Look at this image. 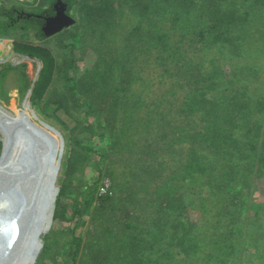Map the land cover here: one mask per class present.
<instances>
[{"label":"trees","instance_id":"obj_1","mask_svg":"<svg viewBox=\"0 0 264 264\" xmlns=\"http://www.w3.org/2000/svg\"><path fill=\"white\" fill-rule=\"evenodd\" d=\"M103 1L106 4L101 3V0H95L94 4H91L88 0L82 1L78 5V11L81 9L79 14L80 12H85L87 19L90 16L89 12L92 16L97 15L99 20H95L93 26L96 28L101 26L102 30L112 25H120L119 22L123 23L128 18H135L136 21L129 19V31L132 30L133 35L138 37L142 32L151 31V39L153 41H161L160 45L156 47L157 44H142L141 39L137 38L138 41L129 46L130 53L127 56L137 51L142 54H148L151 57L159 49L178 53L183 51L198 52L201 49L203 58L200 60L197 74L190 81L189 89H193L192 95L187 96L185 99L180 97L177 105L168 99L159 97L149 102V112H154L157 115L162 112L160 114H164L163 118L165 120V113L168 111L167 114H171V116H168V123L163 126L164 132L160 136L161 141H166L167 138L168 140L162 145L161 149H159L155 141L150 142L151 144L149 143L150 156L153 159V163H155L153 167L157 168L155 167L156 155L163 154V150L168 151V158L174 162L173 156L176 151L170 149V145L167 143H176L177 147L185 150V145L193 139L192 157H187L186 151L181 154V157L178 153V157H180L179 161H177L178 173L169 177L172 179L168 182V184L172 183L171 185L175 186L174 190L171 191L172 197L170 194L164 198L162 194H157L155 197L160 201V208L157 213V215H161L160 222H163L164 217L167 215L168 219H172L170 224L165 222L154 226L148 225L146 229L140 230V233L135 237L129 235L133 228L129 222L125 223L126 229L123 230L122 226L116 221V215L111 214L116 210V206L120 209L122 206H129V199L120 203V199H115L114 196L98 197L96 188L93 189L88 184H83L82 191L76 192L70 183L65 186L61 185L58 195L60 200L63 198L72 199L75 197L73 192L77 195L72 204L73 216L70 220L71 224L74 222V227L80 224L79 220L85 216V212L93 213L89 222L91 227L87 233V241L82 243V236L77 233L78 227L70 229L73 234L72 243H74L75 250L71 252V256L65 249L63 250L61 257L64 263L76 264L79 253L82 250L83 254L85 248L84 257L90 261L93 260L95 255H102L103 261H101V264L106 263L114 256L118 260L121 255L126 260V264H135L136 261H139L137 262L138 264H173L172 262L177 260V256L182 254L183 257L186 255L185 257L189 259L190 263L195 264L193 256L196 252L191 250L190 246L189 250L188 245L193 240L194 245L196 247L199 246L202 233L208 234L212 230V234L215 233L217 235L216 227L222 225V223L234 228V231L229 233L228 236H235L233 240L241 248V257L244 255V249L249 245L255 242L263 245L264 229L261 222L263 221L262 216H264V205L252 203V193L254 187L259 183L258 180L264 178V114L258 113L257 116H249L250 121L247 127L239 125L240 131H236L235 135H242V137H245L244 140L237 139L233 142H228L229 147H225V144L227 145L226 139L223 143L225 151L233 148L237 152L234 157L239 158L244 168L248 167L249 169H242L240 166L232 165L230 172H218L212 179L210 166L206 163H213V161L211 159L204 161L201 157V151H196L195 148L197 142L202 140V138H205L207 146H210L214 141L212 133L210 131L206 133L205 123L209 125L207 129L211 130L210 125L215 124L216 121L219 126H223L228 120L226 116L220 117V112L211 111L214 105L223 104L219 100L222 96L219 95L213 85H218L224 89L225 95L227 93V96H224L225 98L232 96L235 92L232 90L231 85H240L245 96L234 95L230 101H235L241 105L244 103L245 105L242 107L246 115L248 110L254 107L259 110L264 108V0H165L167 3L166 7L171 6L173 9H164L162 12L158 9L157 0ZM70 2L72 0H67L69 5ZM14 8L9 9L7 21L4 23L0 22V38L9 37L12 34V29L18 27L14 20L19 18L20 14L23 13L22 18L27 17L28 13H24L22 8L16 6ZM1 12L5 13L7 11L3 10ZM35 12L32 16L33 18L37 17V14H43L44 11L40 8ZM166 15H174L175 20L180 25L171 27L165 19L164 21L160 19L161 16ZM37 19L42 20L41 16L37 17ZM79 19L85 24L81 17ZM81 22L74 24L68 29L66 28V31L59 35L60 43L70 38L69 35L66 39H63L66 32L77 34V31L80 30L79 24ZM91 23H89L84 33H87L90 29ZM167 25L170 27L169 31L163 29ZM28 26L30 27V23H28ZM77 40L78 37L74 36L73 41L76 42ZM85 42L88 45L95 44L93 39ZM183 46H185L184 49L182 48ZM21 47L23 46L19 48ZM68 47L73 49L74 44L71 43ZM19 48L17 50L24 52L29 57H37L44 62L40 79L33 88V101L35 104L39 105L38 101L40 99L44 98L49 92L53 93L55 91L53 104H58L59 107H66V109H69L73 104L74 109H81L86 118L93 116V120L87 118L82 128V132L87 130L91 132L87 134L89 138L88 144L86 143L87 145L83 146L84 152L95 158L97 154L103 152L102 149H99L103 145L107 144V148L112 149L114 147L115 149L119 128L114 118L117 113L118 102L110 104V101L128 93H138L134 89L133 82L136 83L141 80L140 78L136 79L134 70L127 69V61L131 63V59L123 57L118 70V73H122L123 77L119 81L102 77L103 74L112 75V70L108 68V65L105 68L101 65V61L104 58L94 64L93 70L76 79V77L69 78L68 73L64 71V65L71 67L73 62H66L64 65L56 64L52 53L41 46L28 45L25 49ZM215 50L216 60L214 57ZM87 51L89 53L92 52L90 49ZM98 54H101L100 51H98ZM208 58H210L208 62L212 70L210 77L202 73ZM217 58L230 61L231 64L225 61L220 63ZM183 63L184 58L180 55L176 62L179 70ZM215 65L218 71L216 76L218 75L219 77L216 80L214 79L215 72L213 71ZM10 70H18L22 77L23 90L29 89L30 81L25 72V65L19 69L10 67L1 70L0 83ZM194 72H196V69ZM163 73L167 77L173 76L172 65L169 63L164 64ZM179 73L181 74L182 72ZM227 77H230L228 81L226 80ZM108 87L111 89L110 91H108ZM104 91L107 92L104 93ZM134 98L141 99L140 96ZM46 101L48 100L46 99ZM169 104L171 106H168ZM170 107L174 109H170ZM202 108L207 111L204 117H201L200 112H198ZM152 117V115L149 116V119ZM139 118L140 116L137 115V120L130 124L133 132L139 129ZM196 122L198 130L193 135L192 132L195 128L193 126ZM202 122L205 123L202 124ZM254 126H258L257 131L254 130ZM232 129H234L233 123L229 122V134L227 132L224 137L219 136V139H223L227 135L230 137ZM171 131L173 132L172 136ZM69 137L72 138V134H69ZM217 144L219 147L222 146V143H218V141ZM73 145L72 140L70 143L71 148ZM1 147L2 142L0 141V152ZM42 161L46 163V161ZM86 164L82 163L79 168L73 169L74 174H83L84 168L88 166ZM160 166H158L160 170L157 177L162 176ZM97 168H99L98 165ZM69 175L71 177V172H69ZM245 177L248 178L245 180ZM76 180L78 181L79 177ZM71 181L73 182L74 180L71 178ZM94 203H97V207L93 205ZM163 204L168 206L164 207ZM199 207H207L210 212L212 211L214 225L212 223L211 227V223L208 222L202 229L197 224H192L189 230L184 229V227L182 229L183 232L180 231L176 225H182L184 221H191L190 217H194L190 212L196 213ZM59 209L60 205L57 207V211ZM252 210L255 211L254 214L249 213ZM250 214L256 217L254 229L258 234L253 238L254 242H250V237L244 238L246 226L252 223L249 218ZM203 216L210 215L204 213ZM58 221L59 219L55 217L53 227L58 226ZM195 228H198L199 231L196 232L195 230V233L191 234ZM71 233H69L70 237H72ZM235 238L239 239L236 240ZM213 245L216 246L217 243L214 242ZM59 246L60 243H58V240L56 242L53 237L51 240L46 239L38 256L39 260L37 259L40 264L45 263L46 257L55 254ZM153 251L154 255L150 256L149 253ZM133 252L139 256L132 258L131 255H128ZM214 252L219 254L223 251L217 250ZM56 260V258L53 259L54 262ZM174 264H181V262Z\"/></svg>","mask_w":264,"mask_h":264},{"label":"rangeland","instance_id":"obj_2","mask_svg":"<svg viewBox=\"0 0 264 264\" xmlns=\"http://www.w3.org/2000/svg\"><path fill=\"white\" fill-rule=\"evenodd\" d=\"M58 1L59 0H0L1 23L7 21L9 17V9L14 8V6L20 7L23 9L24 13H28L26 18H22L23 13L19 15V18H15L14 22L18 25V27H14L12 29V34L9 37L0 38V72L1 70L10 67L14 69L23 68L25 65V72L30 81L29 89L23 90L20 72L18 70H10L0 83V113L5 110L9 113L8 116L13 119L24 117L22 123L14 125V127L9 126L11 125L10 122L7 123L6 120L3 121L5 125L7 123L9 127L4 126V128L0 130V141L2 142L1 154L3 150L4 138L8 142V151L6 152L5 158H3V163H0V172L2 170L1 179L6 171L8 173L7 177L9 178L6 180L12 181V175L10 173H12L13 170L22 175L21 165L18 163V160L16 165H10L7 163L9 161H7L6 158L7 156L10 157L8 153H11V151L12 153L17 152L18 157H20L19 151L21 150L22 159H30L32 161L35 160L37 163H45L42 161L46 160L45 154L42 157L43 153L38 151L36 148L31 147V144H35L40 150L47 151L46 154L51 158V160L57 159L60 161H58V165L60 163L59 168L58 166L56 168L58 169L57 172H54L56 177L55 187L58 193L61 185L65 186L70 183L71 187L75 189L76 192L82 191L83 184H88L92 186L93 189L96 188L98 197L107 195L111 197L114 196L115 199H120V203L129 199V206H122L121 209L116 206L114 213H110L116 215V221L122 226L123 230L126 229L125 223L127 222L133 226L132 232L129 233V235H133V237L138 235L140 230L146 229L148 225L154 226L165 222L170 224L172 219H168L169 217L167 215L164 217V221L160 222L161 215H157L160 208V201L155 197L157 194H162L163 198L168 194L171 196V191L174 190L175 186L171 185L172 183L168 184V182L172 179L169 177L178 173L177 161H179L182 153L186 151V156L192 157L191 152L193 139L185 145V150L177 147L175 145L176 143H167L170 145V149L176 151L173 156L174 162L172 159L168 158V151L163 150V154L156 155L157 160L155 167L157 168H154L153 166L155 163H153V159L150 156L151 152L149 151V143L155 141L159 146V149H161L162 145L168 140V138L166 141L162 140V143L160 136L163 134V126L168 123V116H171V114H167V111L165 113V120L163 118L164 114H160L162 112L158 115L154 112H149V102L152 99L159 97L168 99L177 105V101L180 97L185 99L187 96L192 95L193 89H189L191 85L190 81L191 78L197 74L200 60L203 58L201 49H199L198 52L183 51L181 53L159 49L151 57H149L148 54H142L137 51L134 54L127 56L130 53V49H128L129 46H132V44L138 41L137 38L141 39L142 44H157L156 47L160 45L161 41H153L150 36L151 31L142 32L138 35V37L133 35L132 30L129 31V19L136 21L135 18H128L123 23L119 22L120 25H112L105 30H102L101 26L98 28L94 27V21L99 20L97 19V15L92 16L89 12L90 16L87 19L85 12H80L79 14L81 9L78 11L79 3L87 0H72L70 5L67 3V0H60L67 8V15L75 20V24L81 22L79 17L85 21V24L83 22L79 24L80 30L77 31V34H69L66 32L63 39H66L69 35L70 38L63 43H60L61 39L59 35L65 32L66 29L58 34L46 36L44 34L46 24L45 20H43L44 17L47 18L55 16L54 10ZM88 1H90L91 4H94L95 2V0ZM101 3L106 4L103 0H101ZM157 4L159 5L158 9L161 12L164 9H173L171 6L166 7L167 3L165 0H157ZM57 7H61V5ZM40 8L44 11L43 14H37V17L41 16V21L38 20L37 17H32L36 13L35 11ZM3 10H6L7 12L2 13L1 11ZM160 19L163 21L165 19L167 24L171 27H174V25H180L179 22L175 20L174 15L161 16ZM90 22H92L90 29L87 33H84ZM28 23H30V27L28 26ZM168 25L167 27H163V29L169 31L170 27ZM74 36L78 37L76 42L73 41ZM90 39H93L95 44L88 45L85 42ZM71 43L74 44L73 49L68 47ZM28 45L46 48L47 51L52 53L56 64L64 65L66 62H73L71 67L64 65V71L65 73H68L69 78L76 77V79L93 70L94 64L98 60L104 58L101 61V65L104 68L108 65V68L112 70V75L108 76L103 74L102 77L105 79L110 78L112 80L119 81L121 77H123L122 73H118L123 57L131 59V63L127 61V69L134 70L136 79L140 78L141 80L136 83L133 82L134 89L138 93H128L125 96L116 97L110 101V104L118 102V109L114 118L115 123L119 128L115 149L114 147L112 149L107 148V144L103 145V147L99 148L102 149L103 152L101 154H97L95 158L84 152L83 146L88 144L89 137L87 134H90L91 132L88 130L82 132V128L87 121V118H89V120H93V116L86 118L81 109H74L73 104L69 109H66V107H59L58 104L56 105L55 103L53 104L56 94L55 91H53V93L49 92L44 96V98L40 99L38 101L39 105L35 104L33 101V88L36 82L40 79L44 68V62L40 58L29 57L24 52L17 50L20 46L23 47L19 49H25ZM184 47L185 46L182 48L184 49ZM89 49L92 51L91 53L87 51ZM98 51H100L101 54H98ZM180 55L183 56L184 63L179 70L176 66V62ZM214 57L216 60V50L214 51ZM210 58L207 59V64L205 63V68L202 71V73H205L207 77H210V72L212 71L208 62ZM221 61L225 60L219 59L220 63ZM225 62L231 64L230 61ZM166 63H169L173 67L174 74L171 77H167L163 73L164 64ZM195 69L196 72H194ZM213 71L215 72L214 79L216 80L219 78L218 75L216 76V74H218L216 65ZM179 72L182 73L180 74ZM222 77L224 76L222 75ZM229 78L230 77H227L226 80L228 81ZM213 86L219 95L222 96L219 100H221L223 104L214 105L211 111L220 112V117L226 116L228 120H230H227L223 126H219L216 121L215 124L210 125L211 130L207 129L209 126L207 123L202 122V124L205 123L206 133L208 131L212 133L214 141L210 146H207L205 138H202V140L197 142L195 150L201 151V157L204 161L210 159L213 161V163H206L210 166L212 179L218 172H230L232 165L240 166L242 169H249L248 167L244 168V165L240 163V159L234 157L237 152H235L233 148L226 149L225 151L223 143L226 139L227 145L225 144V147H229L228 142H233L237 139L244 140L245 137H242V135H235L236 131H240L239 125L247 127L250 121L249 116H257L258 113L264 114V108L259 110L254 107L248 110V114L246 115L242 107L245 105L244 103L241 105L235 101H230L231 97L234 95L245 96L240 85H231L232 90L235 92L228 98H225L227 93L225 95L223 88L218 85ZM107 89L108 91L111 90L109 87ZM106 92L107 91H104V93ZM139 96L141 99L134 98ZM46 99L48 101H46ZM49 102L50 104H48ZM168 106H171V104ZM171 108L174 109L173 107H170V109ZM198 112H200L201 117H204V115L207 114V111L204 108L199 109ZM149 113L153 116L151 119H149V116H151ZM137 115L140 116L138 119L140 126L136 132H133L130 124L131 122L137 120ZM229 122L233 123L234 127V129L230 131L231 136L229 137V135H227L225 138L219 139V136L224 137L227 132L229 134ZM193 127H195L192 132L194 135L198 130L197 122ZM254 127V130L257 131L258 126ZM31 128L34 129H32L27 143L23 144V148H20V150L12 149V143L15 142V134H17L15 132H25L26 134H29ZM170 133L172 136L173 132L171 131ZM69 134H72V138L69 137ZM61 138L63 142L62 155L58 157L56 153ZM72 140L74 145L71 148L70 143ZM217 141L218 143H222L221 147L218 146ZM178 153L180 154V157H178ZM82 163H87L86 166H88L84 168L83 174L77 173L75 175L73 169L79 168ZM17 165H19L20 168L16 169ZM97 165L99 168H97ZM159 165H161L160 168L162 169V176L157 177L160 170L158 168ZM169 167L172 170V173L171 170L169 171ZM69 172H71V177ZM47 174L49 175V172L46 173L45 176H48ZM78 177L79 180L77 181L76 179ZM248 177H245L244 179L246 180ZM71 178L74 180L73 182L71 181ZM258 181L259 183L254 187L252 193V203L264 205V178L259 179ZM1 185L3 187L6 183L1 182ZM6 186L12 189L10 182ZM16 191L17 190L15 189V192ZM75 192H73V194L77 197ZM58 193L54 203L51 220L52 224L46 232L47 234H45V239L41 242L44 232L46 231V229L43 228L39 234L38 243L34 244L35 249L39 247V245L42 247V243L44 246L46 239L51 240L52 237L56 240V242L58 240V243H60V246L57 247L55 254H51L46 257L47 260H45V263L43 262L44 264H65L61 257L63 250L65 249L69 256H71V252L75 250L74 243H72L73 234L70 231V229L74 227V222L71 224L70 220L73 216L72 204L75 197L72 199L63 198L60 200ZM49 196L50 195H48V198ZM13 205L16 207L15 204ZM59 205L60 209L57 211V207ZM93 205L96 206L97 203H94ZM163 206L165 207L168 205L163 204ZM254 212L255 211L252 210L249 213L254 214ZM204 213H207L210 216H203ZM190 214L194 217H190L191 221H184L182 225H176L180 231H182L184 227V229L189 230L192 224H197L199 228L202 227L203 229L206 223L210 222L212 227L213 213L212 211L210 212L209 208L199 207L197 208L196 213L190 212ZM253 214L249 215L252 223L248 224L246 226V230L244 231V238L250 237V242H254L253 238L258 234V232L254 229V221L256 220V217H254ZM92 215V212H85V216L81 217L79 220L80 224L74 227H78L77 233L82 236V243L88 239L87 233L91 227V223L89 222ZM55 217L59 219L58 226H56L58 228L53 227ZM262 220L261 224L264 229V216H262ZM195 230L196 232L199 231L198 228H195L191 234H194ZM216 230L217 235H215V233L212 234V230L208 234L202 233V239L199 246L196 247L193 240L188 245V249L190 246V249L196 252L193 256L195 264H264V239L263 245L255 242L245 248L244 255L241 257V248L237 245L236 241L233 240L235 236H228L229 233L234 231V228L228 224L222 223V225H218L216 227ZM69 233H71L72 237H70ZM235 239L238 240L239 238ZM214 242L217 243L216 246L213 245ZM217 250L223 252L217 254L214 252ZM41 251L42 248H40L37 258L33 264H40L38 256ZM84 251L83 254L82 250L79 253L76 264H101V261H103V256L99 254L95 255L93 260L89 261L88 258L84 257ZM6 252L7 248H5L4 252H0V257L6 255ZM128 255H131L132 258L139 256L134 252ZM149 255L153 256L154 251L149 253ZM185 256L183 257V254L177 256V260L172 263L181 262V264H193L190 263L189 259ZM54 258L57 259L56 262L53 261ZM137 262L139 261H136L135 264H138ZM25 263L32 264V259L27 260ZM121 263L126 264V260L123 255H121L118 260H116V257L114 256V258H111L106 263L102 264Z\"/></svg>","mask_w":264,"mask_h":264},{"label":"bare ground","instance_id":"obj_3","mask_svg":"<svg viewBox=\"0 0 264 264\" xmlns=\"http://www.w3.org/2000/svg\"><path fill=\"white\" fill-rule=\"evenodd\" d=\"M8 114L9 113L5 110L0 113V130H2L4 126H8L7 123L9 122L11 123L9 126L14 127V125L22 123L24 119V117H19L16 118V120L9 117ZM5 120L7 122L6 125L3 122ZM32 129L34 128H31L29 134L12 130L17 133L15 134V142L12 143V149L20 150V148H23L22 146L27 143ZM7 145L8 142L4 138L2 154L0 153L1 164L8 151ZM31 147L43 153L42 157L45 154L46 163H37L35 160L22 159L21 150L19 151L20 157H18L17 152L12 153L11 151V153H8L10 157L7 156L6 158V160L9 161L7 163L16 165L18 160V163L21 165L22 175L13 170L12 173L9 172L12 175V181H10L6 180L8 178L7 171L2 179V170L0 172V252H4L5 248H7L6 255L0 257V264H25L29 259H32L33 264L41 248L39 245V247L35 249L34 244L38 243V237L43 228L46 229V231L44 232L41 242L44 241L45 234H47L46 232L52 224L51 220L54 203L58 193L55 187L56 177L54 172H57L58 169L56 168L57 166L59 168L60 163L58 165L59 160L57 161V159L51 160L46 154L47 151L40 150L37 145L31 144ZM62 147L63 142L61 138L56 153L58 157L62 155ZM18 168H20L19 165L16 166V169ZM48 172L49 175L47 174L48 176H45ZM1 182L6 183V185L10 182L12 189L6 185L2 187L3 184L1 185ZM15 189L17 190L16 192ZM48 195H50L49 198ZM13 204H15L16 207ZM29 232H31L32 235L26 237Z\"/></svg>","mask_w":264,"mask_h":264},{"label":"water","instance_id":"obj_4","mask_svg":"<svg viewBox=\"0 0 264 264\" xmlns=\"http://www.w3.org/2000/svg\"><path fill=\"white\" fill-rule=\"evenodd\" d=\"M59 5H61V7H57ZM57 6L55 7V16L45 18L46 25L44 28V34L46 36L58 34L66 28H70L75 24V20L72 19L69 15H67V8L64 4H62L60 0L58 1ZM30 235H32L31 232H29L26 237H29ZM41 248H43V243Z\"/></svg>","mask_w":264,"mask_h":264}]
</instances>
